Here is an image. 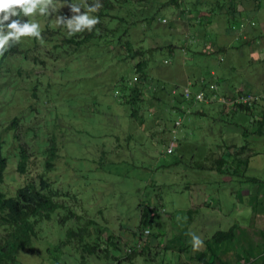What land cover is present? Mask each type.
<instances>
[{
	"label": "rangeland",
	"instance_id": "rangeland-1",
	"mask_svg": "<svg viewBox=\"0 0 264 264\" xmlns=\"http://www.w3.org/2000/svg\"><path fill=\"white\" fill-rule=\"evenodd\" d=\"M186 5L187 0H182L181 12L172 9L164 10L163 12L167 15L162 22L158 21L145 34H142L144 30L142 28L138 34V37L140 36L138 40L145 39L139 45V47L143 46L145 50L172 44L176 46L173 54L164 48L165 51H158L150 55L152 59L155 57L154 60H156V66L150 71L154 77L153 83L155 86L158 84L160 87L165 86L164 98L166 97L170 102L174 101L171 96H174L172 92L175 90H178L181 95L188 87L193 90L197 89V86L192 87L190 83L193 82L189 80L206 79L207 82L210 80V69L215 67L217 56L213 53L211 42L214 44L218 41L226 43L227 40V36L223 35L227 26L225 16L220 17L219 21L217 19L209 20L211 22L207 24L208 26H205L206 21L198 25L200 20L208 14H183L182 12L187 9ZM38 16H40L39 13L30 17V21L40 23ZM248 52V49L242 48L237 52L240 64L238 68L235 67L236 71L230 70L233 76H229L230 82L241 81L237 77L243 70V66L248 63V56H245L248 55ZM126 69V65L119 64L117 67L119 75L116 81L121 75L127 74ZM221 73L229 75L225 71H221ZM92 77L88 80L90 87L98 83H102L103 87L101 91L98 89L97 94L91 97L88 106H92L93 111V107H95L93 104H98L97 111L99 113L97 116H85L77 111L71 114L65 106L59 109V111L63 110V114L67 113L69 119L67 120L66 117L63 120L60 119L59 125H61L58 126L57 131L60 144L64 146V149L61 151L62 158H58L59 160L56 161V168L52 172H48L47 175L52 180L56 179L55 181L58 182L57 185L61 189H64V186H69L71 192L78 195L80 202L78 205H81V207L78 206V213L94 218L103 228L118 237H123L125 243L130 241L129 245L140 242L144 244L152 240L146 235L140 241L139 237L133 235L134 232L140 234L142 231L139 229L140 211L145 205H150L153 202V207L158 205L160 209L162 208V210L159 209V216L163 218L164 224L162 228L157 225L153 227L154 233L161 235L153 240L159 245L155 244L151 247L147 256H139L132 263L124 262L122 264H194V262L190 263L189 259L193 253L189 251L183 255L177 252L173 253V251L166 250L165 244L171 247L177 245V241H170L180 236L184 242L189 244L188 248L193 249L191 242L193 233L200 239L202 234H205L206 238H210L217 231L229 230L231 225L246 226L251 224L254 215L252 208L247 206L249 198L246 196L245 200L243 193L245 194L252 188L254 182L250 179L264 180V137L255 133L257 129L250 123L253 119L252 116L246 113L226 116L219 104H214L215 107L205 105L202 108L206 111V116L186 114L185 125L179 130L178 142L175 141L169 146V148H174V153L169 155L166 153L169 148L160 146L157 136H154L157 128L156 132L161 131L160 124H163L165 120L155 117L153 122V119L147 117L146 109L143 107L140 115L146 120L149 119L147 122L149 125L155 123V126L147 130L149 125L133 123L130 120L128 106L121 105L113 97L110 88L106 89L111 80L110 70L99 71ZM18 85L22 86L23 82ZM6 88L8 86L4 84L1 86L0 83V121L4 120L3 107L8 100H12V88L5 91ZM27 98L32 97L29 94ZM146 98L149 100L152 95L147 93ZM15 101L18 102L16 99ZM222 103L231 106H226L229 107L226 109L228 111L229 109L233 110L232 107L235 105L228 100L222 101ZM25 104L22 106L30 105L28 102ZM53 105L54 103L51 101H45L41 107V113L36 114L28 125H23V129L18 131V136L21 138H17L12 143L13 146V144L21 145L24 142L28 146L31 156L28 173H31L32 176L46 171L43 164L45 158L40 154L39 142L47 140V137L45 138L41 133H38V136L27 137L24 135V129L28 126L33 127L34 124H41L48 136H52L53 126L47 127L45 123L54 121L56 118L49 111ZM20 107V103L11 107L12 116L19 113L17 110ZM150 110L152 113L157 112L163 118L168 117L169 121L176 117V115H168L167 108L162 104L157 107L151 105ZM180 115V119H183L184 114ZM235 124L247 126L245 130L250 134L247 137L244 134H232ZM128 137L133 139L131 143L128 142ZM113 138H121V143L124 144L122 153H113V149L116 150L118 146L116 145L117 141L115 144L111 143ZM224 141L226 143L237 142L240 147L248 146L250 151L249 154L247 153L248 156L246 155L248 157L247 166L232 164L231 169L228 171L227 167L223 173L212 169L211 164L224 156L221 152V145ZM141 144L143 146H140ZM104 146H111L109 151L113 153L109 154L107 158L109 164L106 162L105 165H101V161L95 164L98 150ZM234 159L235 155L233 154L232 160ZM76 171H81V174ZM237 172L242 177L236 175ZM66 175H68L67 178ZM83 176L90 177L91 184L86 185L85 181L87 180ZM23 182L24 176L17 172L16 166H10L5 191L12 194L16 187ZM205 195L210 199L209 206L195 207L202 202ZM192 209H199V211L188 216L189 210ZM261 219L262 221L257 223L263 226L264 217ZM260 229L256 228L247 232L242 243L245 249L251 244L249 242L255 244L262 240L261 234L256 235V232H262ZM47 237L42 248H47L49 244H52V241H56L52 231ZM242 240L243 237L242 239L238 238L239 243ZM123 247L124 250L128 249L127 244H124ZM69 248H62V250H57L58 252L51 250L49 253L42 252V250H36L38 251L36 254L31 251L21 252L19 260L21 264H52L56 258L60 264H117L112 258L105 257L104 254L100 255L102 258L92 256L83 262L82 254L73 255L72 248L71 250ZM120 254L121 252L118 250H111V255L118 257ZM180 257H182L181 262ZM219 258L223 261L228 259L224 254H219ZM44 260L45 263H43Z\"/></svg>",
	"mask_w": 264,
	"mask_h": 264
},
{
	"label": "trees",
	"instance_id": "trees-1",
	"mask_svg": "<svg viewBox=\"0 0 264 264\" xmlns=\"http://www.w3.org/2000/svg\"><path fill=\"white\" fill-rule=\"evenodd\" d=\"M56 1L58 2L56 10H50L49 14L40 17L42 40L22 38L21 42L10 48L0 61L1 86L3 84L8 86L5 91L12 88V100H8L3 107L4 120L0 121V264H21L19 260L21 252L31 251L36 254L38 252L36 250H42V252L49 253L51 250L58 252L57 250L67 247H70V250L72 248L73 255L82 254L83 262L92 256L102 258L100 255L104 254L105 257L112 258L117 264L132 263L139 256H147L151 247L155 244L158 245L153 240L161 235H156L153 227L157 225L162 228L164 224L163 218L159 216V211L162 208L160 209L158 205L153 207V202L150 205H145L140 211L139 229L142 231L140 234L134 232L133 235L142 241L147 235L146 230H149L147 238L150 237L152 240L144 244L140 242L131 245H129L130 241L125 243L123 237H118L100 226L94 218L78 213V206L81 207L78 205L80 203L78 195L73 194L69 186H64V189H61L58 187L56 179L52 180L47 175L48 172H52L56 168V161L59 160L58 158H62L61 151L64 149V146L60 144L57 131L58 126L61 125H59L60 119L63 120L64 117L69 119L68 114H63V110L59 111V109L65 106L71 114L77 111L81 115L97 116L99 113L97 111L98 104H93L95 106L93 111L92 106L90 107L88 104L91 97L97 94L98 89L101 91L103 86L102 83H98L90 87L88 80L99 71L110 70L111 80L106 89L110 88L113 97L121 105L128 106L130 120L133 123L138 122L140 125H149L147 123L149 119L146 120L140 115L141 109L144 107L147 117L153 119V122L155 117L165 120L163 124H160L161 131L156 132L157 128L154 133V136H157L158 144L169 148L172 142H178L179 130L185 125L186 114L203 116L204 114L196 107L204 102H195L194 96L188 100L184 92L180 95L178 90L172 92L173 102L164 98L165 86L160 87L159 84L155 86L153 83L154 77L150 71L156 66V60H154L155 57L152 59L150 55L158 51H165L164 48L173 54L176 46L172 44L145 50L143 46L139 47L145 39L138 40L140 38L138 34L142 28L144 29L142 34H145L158 21L162 22L167 15L163 12L164 10L172 9L181 12L182 0H100L103 7L98 13L91 14L98 16L100 23L91 32L85 30L71 36L68 35L66 27L57 24V18L59 16L71 18L73 13L70 10V4L79 5L83 12L87 10L88 5L95 3L96 0ZM186 6L187 9L182 12L183 14L223 15V12H227L229 13V27L239 26L241 30L244 26V24H239L240 14L236 0H216L214 2L211 0H187ZM207 16L205 15L198 25L203 24L208 19ZM21 19L27 21L29 17L21 15ZM119 64L126 65L127 74L121 75L116 81L119 75L117 70ZM20 82H23V85L19 87L18 83ZM198 83L201 88L209 87L211 89L205 80ZM194 85L196 83L192 87ZM147 93L152 95L149 100L146 98ZM29 94L32 98H27ZM260 99L257 98L249 103L236 102L235 111L253 117V108L262 100ZM47 100L54 103L53 108L49 111L51 115L56 116L54 121L45 123L47 127L53 126L52 136H48L41 124H34L33 127L28 126L24 129V135L27 137L38 136V133L47 137V140L39 142L40 154L45 158L43 164L46 171L32 176L31 173H28L31 160L28 146L24 142L21 145L13 144V146L12 143L17 138H21L18 136V131L23 129V125H28L36 114L41 113V107ZM25 102L30 105L23 107L22 105H26ZM18 103L21 104L17 110L19 113L12 116L11 107ZM161 104L167 108L168 115H176L174 120L169 121L168 117L163 118L157 112L152 113L151 105L157 107ZM180 114H184L183 119H179ZM178 121H181L180 126H177ZM251 124L257 129L255 133L264 137V108L258 119L252 121ZM154 126L155 123L149 125L147 130ZM245 129L247 128L245 127ZM248 134L249 132L245 130V137ZM116 141L118 146L116 150L112 148L113 153L120 154L124 149V144L121 143V138H113L111 143L115 144ZM132 141L133 139L128 137V142ZM227 143L225 145L229 158L222 157L218 161L215 160L212 163V169L223 173L227 167L229 171L232 164L247 166L248 159L240 162L237 159L241 153L250 151L248 146L236 149L238 147L236 142ZM109 147L111 146H104L98 150L95 164L98 161L102 162H100L101 165H105L106 162L109 164L107 158L109 154H113L109 151ZM166 153L171 155L174 151L168 153L166 150ZM233 154L237 161L232 160ZM12 165H15L17 172L24 176V182L17 186L12 194H8L5 191V183L9 167ZM77 173L81 174V171ZM82 174L85 175L84 172ZM236 175L240 176L238 172ZM67 177L68 175H66ZM83 178L87 180L85 181L86 185L91 184L90 177L83 176ZM250 180L254 183H261L258 179ZM262 183L264 184L263 181ZM50 231L53 232L57 242L52 241V244H49L47 248H42ZM235 236L236 228L234 227L228 231L216 232L208 240L207 250L192 258V263L195 260L200 264H224L223 260L219 258V254L225 246L235 241ZM124 244L128 245L127 250H124ZM113 249L120 251V256L111 255ZM245 255L251 257V252L245 250ZM52 264L60 263L56 258Z\"/></svg>",
	"mask_w": 264,
	"mask_h": 264
},
{
	"label": "crops",
	"instance_id": "crops-1",
	"mask_svg": "<svg viewBox=\"0 0 264 264\" xmlns=\"http://www.w3.org/2000/svg\"><path fill=\"white\" fill-rule=\"evenodd\" d=\"M236 1L238 3L237 8L240 14L238 17L240 20L239 24H244L241 30L239 26L233 28L229 27V13L227 12H223V15H211L208 13V15L210 16H207L208 19L205 20V26H208L207 24H210L211 22L209 20L217 19L219 21L220 17L223 18L225 16L224 19L226 22H224L227 25L223 33V35L227 36L226 43H221L218 41L219 44H214L213 42H211L213 53L217 54V56L215 59V67H211L210 69V80L208 82L205 81V83H208L210 87L212 85L215 86L216 89H210L209 87L201 88L198 83L200 82L199 80L189 81L193 82L190 83L192 85L196 83V85L194 86H197V89H192L194 92H198L201 89L205 90L206 92V101L196 107L197 110H200L204 114L203 116H206V111L202 108L205 105L215 107L214 104H219L220 108H222L223 113L226 116H229L230 114H233L235 116V114L243 112L235 111L234 105L232 107L233 110H226L231 106L223 104L222 101L228 100L230 101V103L234 104L238 99L242 97L261 98L262 100L260 99L261 101L256 104L253 108L254 116L252 117L253 119L250 122L252 123V121L258 119L260 112L264 108V0ZM257 17L258 19H256ZM240 48L244 50H249L248 55H245L248 56V63L243 66V70L239 73L237 77L241 81L233 83L232 81L230 82L229 76L233 77L230 70L236 71L235 67H239L240 62L238 61L239 56L237 57V52L240 50ZM221 71H225L226 73L228 72L229 75L227 74V76L225 73H221ZM231 83L233 84L231 85ZM179 117L181 118V116ZM244 126L245 125L242 124H235V126H233L234 130L232 131V134L243 135L245 133V127H247ZM245 139L246 138L244 137V140ZM225 144L226 143L224 141L223 145H221V152L223 153L224 158H229ZM236 144L238 146L236 149L240 148L237 142ZM247 153H241V155L238 156L237 160H239V162L247 160ZM218 172L222 173L221 171ZM260 181L261 183L262 181L264 182V180L261 179ZM261 183H254L252 188L249 189L248 192H246L245 194L243 193L244 199L246 198V196L249 198L247 206L252 208V214L254 215V219L252 220L251 224H248L246 226L235 224L229 227V230L233 227L236 228V236L235 241L232 244H228L227 246H225L222 252L220 253L224 254L226 258H228L227 260L223 261L224 264H264V224H262L263 226H260L257 223L258 221H262L261 218L264 217V185H262ZM209 200L210 199H208L207 195H205V197H203L202 202L198 203V205H196L195 207H207L209 206ZM239 200L240 199H238V201ZM240 202L242 201L240 200ZM243 203L245 204V202ZM197 211H199V209L189 210L188 216H190L193 212ZM256 228L262 229H260L262 232H256V235L261 234L262 240L260 242H256L255 244L249 242L251 244L247 247L248 249H245L242 243L244 242L247 232L249 230H255ZM212 237L206 238V235L202 234L201 240L205 241H203V249L200 248L199 250H193L192 248H188L189 244L184 242V239L180 236H178L175 240H169L170 242L177 241V245H173V247H171L165 244V248L168 251H173V253L177 252L180 255L186 254V252L188 251L193 253V255L189 258L190 263H192V258H195L200 252H205L207 250V242ZM242 237L243 240L241 243H239L238 238L242 239ZM245 250L251 252V257L245 255ZM209 259H211V257ZM179 260L181 262L182 257H180ZM193 262L194 264H200L195 260H193Z\"/></svg>",
	"mask_w": 264,
	"mask_h": 264
},
{
	"label": "clouds",
	"instance_id": "clouds-1",
	"mask_svg": "<svg viewBox=\"0 0 264 264\" xmlns=\"http://www.w3.org/2000/svg\"><path fill=\"white\" fill-rule=\"evenodd\" d=\"M57 5L56 0H0V61L10 48L21 42L22 38L42 40L40 24L31 22L30 17L39 13L40 19L42 15L49 14L50 10L55 11ZM69 7L73 13L71 18L65 16L57 18V24L66 27L69 36L85 30L91 32L100 23L98 16L91 15L98 13L103 7L100 0L88 5L87 10L83 12L79 5L70 4ZM21 15L29 17V20L24 21ZM191 236L193 250H199L203 246V241L194 233Z\"/></svg>",
	"mask_w": 264,
	"mask_h": 264
},
{
	"label": "built area",
	"instance_id": "built-area-1",
	"mask_svg": "<svg viewBox=\"0 0 264 264\" xmlns=\"http://www.w3.org/2000/svg\"><path fill=\"white\" fill-rule=\"evenodd\" d=\"M211 88L212 89H215L216 87L215 86H211ZM184 94H185L186 99H188V100L192 99L193 96H194V101L195 102L202 103V102H205L206 101V93H205L204 90H200L197 93H194L192 91V89L190 87H188V88H186L184 90ZM255 99H257V97L256 98L255 97L254 98H251V97H242V98L238 99L236 102L237 103H242V102L243 103H249V102H252V100H255ZM180 125H181V121H178L177 122V126H180ZM172 151H174V148L173 147L169 148L168 153H172ZM145 233L148 235L150 232H149V230H146Z\"/></svg>",
	"mask_w": 264,
	"mask_h": 264
}]
</instances>
